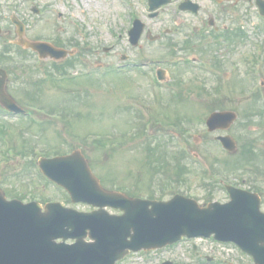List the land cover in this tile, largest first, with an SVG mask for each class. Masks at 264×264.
Listing matches in <instances>:
<instances>
[{
	"label": "rangeland",
	"instance_id": "374dc122",
	"mask_svg": "<svg viewBox=\"0 0 264 264\" xmlns=\"http://www.w3.org/2000/svg\"><path fill=\"white\" fill-rule=\"evenodd\" d=\"M175 1L172 0L171 4H177ZM146 4V0H0L3 28L0 51L4 44L13 43L16 37L10 22V16L15 13L24 22L28 39H40L52 44L59 39L60 46L73 49V56L77 59L74 65H66L65 71L57 73L51 66V59L46 58L38 63L30 50L20 52L12 49L10 59L0 57V65L6 66L8 70L9 93L24 108L30 105L36 120H21L0 112V128L5 129L4 132L0 130L1 190L19 195L25 193L28 198L32 197L41 204L48 199L59 200L79 210H90L88 205L71 203L66 192L40 178L36 163L34 168L30 162V158L36 161L43 151L57 150L61 153L75 148L84 153L105 187L141 197L151 194L154 198L165 200L177 192L201 204L215 199L223 201L226 199L225 193L212 183L214 181L209 175V165H212L211 160L215 157L222 160V163L217 161L215 166L223 178L245 188L254 185L253 180L262 173L253 167L264 171V121L260 122L264 117L259 112L262 100L252 96L250 88L255 89L258 87L257 81L264 79V57H260L261 62L256 66L254 74L245 71L240 57L242 50L251 49L255 55L264 50V34L261 31L259 35L254 34L251 37L253 47H238L229 56H222L227 48L223 43L212 42L208 37L207 40L198 41L195 50L182 51L180 44L189 33L186 23L196 22L197 18L184 14L176 17L172 14V7L149 18ZM201 4L203 8L198 16L201 17V23L211 13L217 14L223 21L227 20L233 28L240 21L247 23L250 30L262 27V20L256 15L254 6L241 3L243 5L234 6L230 10H220L210 0H201ZM33 6L38 8V13L31 11ZM134 17L145 23L139 46L136 47L129 43L127 35ZM146 28L152 34H160L163 39H146ZM174 28L175 35H164L166 29ZM166 40L178 44L176 58L196 56L211 65L219 66L218 59L220 75L208 74L192 66L185 69L182 65H163L160 67L166 70L168 77L171 80L176 77L180 84L178 87L161 88L150 79L154 68H142L141 73H124L115 69L105 76L98 73L85 76L83 73L98 65L126 62L121 61L122 54L139 61L165 59L169 50L164 44ZM256 41L263 44L257 47ZM105 47L111 49L105 51ZM231 64H236L237 69L231 70ZM260 90L264 91V84ZM30 92L37 96V102L30 101ZM130 104L142 112V117H137L138 113L133 109L126 108ZM49 107H56L60 119L48 115ZM61 109L69 112L70 116L63 119L59 111ZM221 109L235 111L236 120L225 132H206L204 119L210 112ZM148 118L157 121L152 126L147 122L145 130H139L140 120ZM160 120L163 123H159ZM27 123L32 126H27ZM20 129L23 142L19 141V137L12 141L19 152L8 156L4 152L6 139H1V136L7 131L17 136ZM165 129L182 134L181 140L176 141L164 134ZM127 130L134 135L127 138ZM225 133L230 134L237 144V151L232 155L221 149L214 140L215 135ZM249 139H252V147L258 155L251 162L242 159ZM22 143L27 147L26 150ZM33 146L38 152L32 154L29 149ZM183 146L188 147L186 156L182 158L180 150ZM192 153H201V156L205 154L207 169L201 167L200 158H190ZM224 160L231 162L230 166L233 167L224 164ZM178 163L180 165L177 168ZM257 182L256 185H264L262 179ZM176 250L186 251L181 246ZM221 253L227 255L224 251ZM162 255L168 256V253L158 254L157 257ZM224 257L227 264L246 262L245 257L237 252ZM191 258L188 253L182 257L186 264L192 263Z\"/></svg>",
	"mask_w": 264,
	"mask_h": 264
},
{
	"label": "water",
	"instance_id": "95a60500",
	"mask_svg": "<svg viewBox=\"0 0 264 264\" xmlns=\"http://www.w3.org/2000/svg\"><path fill=\"white\" fill-rule=\"evenodd\" d=\"M162 2L150 0V4ZM140 28L136 24L131 35L137 36ZM22 42L34 49L41 50L43 46ZM0 74V102L19 110L4 91L5 72L0 69ZM233 117L230 112L214 113L210 120L226 126ZM224 140L233 150L234 143ZM39 162L45 173L70 190L74 200L108 204L125 213L121 216H111L103 210L78 213L59 204L46 205V212L42 213L38 204L6 201L0 192V264H93L97 260L101 264H114L127 248L161 246L183 234L210 235L212 232L218 239L233 240L244 250L249 249L248 215L257 214L256 198L252 195L234 191L241 194H232L228 204L212 203L206 208L180 195L166 202L134 199L102 189L78 151L52 159L42 158ZM256 233L264 239V229ZM87 235L95 242L83 241ZM57 236L76 238V243H54L52 239ZM255 253L258 260L264 259V247L255 245Z\"/></svg>",
	"mask_w": 264,
	"mask_h": 264
},
{
	"label": "flooded vegetation",
	"instance_id": "af4514ba",
	"mask_svg": "<svg viewBox=\"0 0 264 264\" xmlns=\"http://www.w3.org/2000/svg\"><path fill=\"white\" fill-rule=\"evenodd\" d=\"M175 5L177 6L178 4H175ZM216 5L221 6L223 9H228L230 7L237 6L238 4H235V3H232V2H222V4H216ZM199 10L201 11V4H199ZM186 13L190 14L189 12H186ZM216 21L218 23L221 22V18L218 19L216 16L213 17L212 23L214 24ZM220 24H221L220 26L219 25H214V27H213L214 30L217 31L216 33H214V36L216 37L217 41L222 42L225 46H227V45L237 46V43L235 42L237 38L235 37V35L233 33V32L236 31V28H230L229 29V24L226 23V22H223V23H220ZM219 27H220V29H219ZM190 31H191V38H190L191 39V46H193L194 45V40L196 38H200L201 37V20L199 22H197V23H194L192 25V28L190 29ZM247 38H248V36H246L244 38V36L242 35L240 41L243 42V40L244 39L246 40ZM240 41H237V42H240ZM246 44H248V43L246 42ZM228 50L229 49H227V51ZM235 50H233L232 52H234ZM248 52H249L248 49L245 50L244 52L242 50V53L246 55V61H248V57H249ZM195 256L199 257V258H202V257L205 258L206 257L203 253H199L198 251H195ZM176 263H178V257L175 258V263L174 264H176Z\"/></svg>",
	"mask_w": 264,
	"mask_h": 264
}]
</instances>
